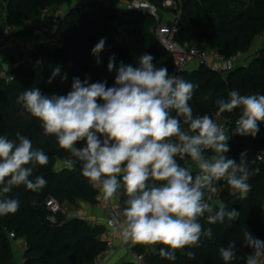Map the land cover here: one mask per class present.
I'll use <instances>...</instances> for the list:
<instances>
[{
    "label": "trees",
    "instance_id": "obj_1",
    "mask_svg": "<svg viewBox=\"0 0 264 264\" xmlns=\"http://www.w3.org/2000/svg\"><path fill=\"white\" fill-rule=\"evenodd\" d=\"M74 0H0L5 14V24L0 21V36L6 26L23 28L27 23L36 22L45 9L63 7ZM160 5L159 0H153ZM155 20L141 12L121 11L103 0H87L81 7L70 8L56 32L59 47L39 49L32 52L34 64H21L12 70L14 80L0 79V135L15 139L19 131L29 138L34 149H42L49 157L46 165H37L33 179L42 176L47 181L39 192L27 190L24 186L14 187L9 193L18 199L19 209L14 214L0 216V264H19L16 248L8 236L14 232L17 240L27 244L24 264H93L96 258L107 249V242L101 237L102 228L92 227L84 218L66 219L58 215L57 224L48 221L50 212L46 207L49 196L61 204L75 207L78 203L97 202V190L82 175L81 168L74 170L58 168V159L69 155L62 149L54 136H45L41 122L37 118L25 119L20 113L21 105L17 98L25 89L39 88L46 96L67 95L72 90L73 78L85 79L89 83L106 82L114 86L115 68L108 71L109 57H115V65L121 62L138 66L139 56L150 54L157 67H166L172 72L171 54L158 42L151 28ZM177 41L182 45L198 41L211 50H216L225 58L238 53H247L258 35L264 34V0H185L178 26ZM105 39V47L97 57L92 48ZM245 67H238L223 77L206 65L186 70L181 77L199 87L189 101L194 116L218 114L217 99H227L231 90L242 95H264V46L248 58ZM57 66L61 72L48 83L52 71ZM67 74V79H62ZM208 97V99H205ZM240 109L224 112L229 125L228 158L240 162V154L246 152L247 167L250 171L259 169L249 179L251 191L240 199L221 192L218 198L227 204L228 209L240 212L234 221L217 222L209 225L204 218L200 223L205 229L211 228L212 236L202 237L201 246L176 250L175 261H169L157 252H149V247L140 245L134 248L139 254H146L147 264H224L218 249L235 241L236 258L231 264H245L252 249L243 246V231L247 229L255 238L264 241V223L260 213L264 204V164L257 156L264 150V130L259 125L255 137L235 135V121ZM174 114V113H173ZM187 127V126H184ZM82 142H79L80 144ZM211 155V153H209ZM182 166H190L191 159L179 161ZM193 170V169H192ZM198 170H193V173ZM123 207L126 196L115 195ZM193 251L195 259L185 254ZM127 264H137L130 261Z\"/></svg>",
    "mask_w": 264,
    "mask_h": 264
},
{
    "label": "clouds",
    "instance_id": "obj_2",
    "mask_svg": "<svg viewBox=\"0 0 264 264\" xmlns=\"http://www.w3.org/2000/svg\"><path fill=\"white\" fill-rule=\"evenodd\" d=\"M104 47L102 38L91 50L97 64ZM153 59L145 53L136 67L123 62L116 67L111 56L108 71L116 72L112 87L74 77L67 95L49 97L35 87L20 93L16 103L23 109L20 115L37 118L44 135L54 136L71 153L70 165L79 162L82 175L106 198L126 196L119 228L125 241L163 245L159 256L175 261L176 250L200 247L202 237L212 236L201 218L212 225L239 217L240 212L213 199L219 183L226 181L230 195L244 199L251 191L249 179L259 169L249 170L246 152L239 163L228 158L229 137L217 121L207 114L193 115L189 101L199 85L170 75ZM60 72L59 66L54 68L48 83ZM215 103L219 113L241 110L233 134H258L259 123H264V95L231 90L227 99ZM79 142L84 146L77 147ZM185 158L198 166L197 172L178 162ZM48 160L19 131L15 139L0 135V216L19 209V200L9 196L14 187L39 192L46 186L44 177H32L36 166ZM243 237V246L253 250L246 264H264V241L247 229ZM235 247L232 241L218 249L224 264L236 258ZM185 254L195 259L193 251Z\"/></svg>",
    "mask_w": 264,
    "mask_h": 264
},
{
    "label": "built area",
    "instance_id": "obj_3",
    "mask_svg": "<svg viewBox=\"0 0 264 264\" xmlns=\"http://www.w3.org/2000/svg\"><path fill=\"white\" fill-rule=\"evenodd\" d=\"M87 0H83L78 7H81ZM185 0H159L160 5L153 0H112V4L121 11L141 12L151 15L155 20V25L151 28L152 33L158 42L171 54L173 67L170 75L175 74L181 76L186 70L206 65L210 70H213L223 77L225 74L232 72L238 67H245L248 58H252L255 53L264 46V34L258 35L255 42L247 53H238L237 55L225 58L216 50H211L202 43L195 41L187 45L180 44L176 37L178 34V26L182 16V7ZM67 11L63 7L48 8L42 11L41 18L33 23H27L23 28L14 26H6L3 34L0 36V79L8 82L14 80L12 73L13 69L5 68L1 65L2 57H8L9 54L15 55L17 52L23 54L21 64H34L31 53L39 49H56L59 47V42L56 38V32L60 23L63 21ZM3 15H5L3 13ZM214 120L220 125L222 130L228 136L229 125L223 113H218L214 116ZM264 130V123H259ZM84 142L77 144V147H83ZM210 152H205V156H209ZM73 157L69 155L58 159V168L74 170L81 168L79 162L75 166L70 165L69 161ZM259 162L264 164V150L257 156ZM226 181H221L218 185L220 194L227 191ZM97 190V202L95 204L86 202L78 203L75 207H70L68 204H61L52 196L46 200V207L50 212L48 221L51 224H57L58 215L62 214L66 219L85 218L84 211L87 209H106L107 216L104 224H99L93 221H88L92 227L104 229L101 237L107 242V249L103 251L94 261L93 264H107V260L116 253L127 250L133 261L137 264H147L146 254H139L131 247V241H125L119 231L122 225L123 204L121 200L113 196L106 198L103 192ZM219 195L217 196V198ZM261 221L264 223V210L260 213ZM87 220V219H86ZM113 234L120 236L118 243L111 239ZM9 239L16 248L19 264L25 263V252L27 244L24 240H17L14 232H8ZM152 245L149 252L154 251ZM156 251V250H155ZM249 257V256H248ZM248 259V258H247ZM247 262V260H246ZM246 264V263H245Z\"/></svg>",
    "mask_w": 264,
    "mask_h": 264
},
{
    "label": "crops",
    "instance_id": "obj_4",
    "mask_svg": "<svg viewBox=\"0 0 264 264\" xmlns=\"http://www.w3.org/2000/svg\"><path fill=\"white\" fill-rule=\"evenodd\" d=\"M81 2H82L81 0H79L78 2H75L74 6L80 5ZM68 5H69V3H68ZM66 7H67V4L63 6V9L65 10ZM69 9L70 8H68V10ZM22 58H23V54L21 52L15 53L14 56L9 54L8 57H5V56L2 57L1 65L5 68H8V69H14L15 67L18 66V63L22 60ZM84 216L88 221H93V222H96L99 224H104L105 220H106V216H107V210L105 208L104 209H97V208L87 209L84 211ZM111 239L114 242L118 243L120 240V236L117 234H113L111 236ZM140 245H143V243H135V242L131 241V247L133 250H134V248H136ZM150 246H152V245L148 244L147 248L148 247L150 248ZM130 261H133V258L131 257V255L129 254V252L127 250H123L119 253L113 254L107 260V264H127Z\"/></svg>",
    "mask_w": 264,
    "mask_h": 264
},
{
    "label": "rangeland",
    "instance_id": "obj_5",
    "mask_svg": "<svg viewBox=\"0 0 264 264\" xmlns=\"http://www.w3.org/2000/svg\"><path fill=\"white\" fill-rule=\"evenodd\" d=\"M79 0H74V1H72L71 3H69V5L67 4V7L68 8H72V7H74V4H75V2H78ZM81 1H83V0H81ZM103 2L105 3V4H107V5H110V4H112V1L111 0H103ZM65 8V11H67L68 10V8ZM3 12H4V10H3V8H1L0 7V21L3 23V24H5V15H3ZM16 57V56H15ZM190 166H191V168L193 169V170H198V166L194 163V162H190ZM218 196V194H213V197L215 198V197H217ZM145 247H147L148 246V244H143Z\"/></svg>",
    "mask_w": 264,
    "mask_h": 264
},
{
    "label": "water",
    "instance_id": "obj_6",
    "mask_svg": "<svg viewBox=\"0 0 264 264\" xmlns=\"http://www.w3.org/2000/svg\"><path fill=\"white\" fill-rule=\"evenodd\" d=\"M213 199H216V200H221L220 198H217V197H215V198H213ZM223 201V200H222ZM223 203L226 205V207H227V204L223 201ZM157 246H159V244H157V245H155L154 247H155V250H156V252H157Z\"/></svg>",
    "mask_w": 264,
    "mask_h": 264
}]
</instances>
